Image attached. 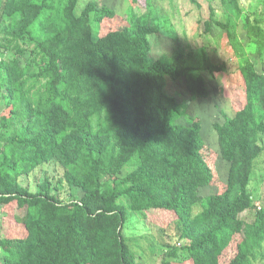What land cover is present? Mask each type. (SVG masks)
<instances>
[{"label":"trees","instance_id":"trees-1","mask_svg":"<svg viewBox=\"0 0 264 264\" xmlns=\"http://www.w3.org/2000/svg\"><path fill=\"white\" fill-rule=\"evenodd\" d=\"M77 5L4 3L3 13L17 18L10 36L29 45L16 47L18 57L0 59V85L11 97L4 120L10 136L0 151V205L19 208L16 238H0V264H136L121 225L137 212L145 220L159 213L186 240L179 257L172 249L161 264H253V254L264 247V206L255 208L248 189L263 151L264 75L249 62L240 69L243 105L215 125L221 157L230 163L228 181L221 183L214 154L205 155L191 120L176 122L180 103L167 90L171 80L203 97L201 77L181 53L164 55L158 64L148 60L147 18L130 13L126 29L102 27L107 16L100 12L95 20L102 34L93 35L96 6L77 14ZM246 35L258 54L264 52L259 20H247ZM27 49L29 59L20 60ZM48 160L82 191L79 200L29 195L17 183ZM207 186L219 190L200 197Z\"/></svg>","mask_w":264,"mask_h":264},{"label":"rangeland","instance_id":"rangeland-1","mask_svg":"<svg viewBox=\"0 0 264 264\" xmlns=\"http://www.w3.org/2000/svg\"><path fill=\"white\" fill-rule=\"evenodd\" d=\"M5 1L0 0V59H11L18 57V45L27 48L29 44L24 46L23 42H16L10 36V28L17 18L3 13ZM89 4L98 10L90 15L93 35L102 34L100 22L95 20L100 12L107 16L101 23L102 27L115 25L118 29H126L130 13L138 18H147L148 60L158 64L164 55L173 58L181 53L186 64L201 77L205 90L203 97L192 95L181 84L171 80H167V90L180 103L176 122L186 124L192 121L206 148L205 155L212 159L214 154L219 181L226 184L230 163L221 157L215 125L233 117L235 110L243 105L240 69L249 62L258 74L264 75V52L258 54L246 35L247 20L256 19L264 25V15L258 16L264 11V0H78L77 14ZM29 57L27 49L20 60L26 61ZM10 101L9 92L0 85V151L10 136L8 123L4 122L10 114ZM261 145L263 151L254 163L248 189L254 206L258 203L263 207L264 135ZM17 183L26 188L29 195L41 194L59 202L73 198L79 200L82 196L79 188L66 183L65 170L55 160H48L30 173L19 176ZM109 187L107 184V192ZM218 190L216 186H207L200 189L198 195L206 197ZM123 202L121 199L118 201ZM18 209L15 202L5 207L0 205V238H16ZM252 215L251 211L243 217L250 221ZM170 221L165 222L157 212L148 213L147 220L140 212L125 216L121 237L129 245L136 264H161L167 253L175 248L178 257L183 253L181 246L186 244V240L181 238L175 223ZM151 222L156 225L148 224ZM2 260L0 250V263ZM252 263L264 264V247L253 254Z\"/></svg>","mask_w":264,"mask_h":264},{"label":"built area","instance_id":"built-area-1","mask_svg":"<svg viewBox=\"0 0 264 264\" xmlns=\"http://www.w3.org/2000/svg\"><path fill=\"white\" fill-rule=\"evenodd\" d=\"M255 208H256L257 210H260V209L262 208V206L259 205L258 203H256Z\"/></svg>","mask_w":264,"mask_h":264}]
</instances>
